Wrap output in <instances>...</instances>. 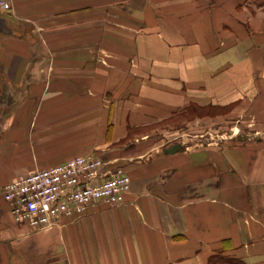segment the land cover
Instances as JSON below:
<instances>
[{
    "label": "crops",
    "instance_id": "1",
    "mask_svg": "<svg viewBox=\"0 0 264 264\" xmlns=\"http://www.w3.org/2000/svg\"><path fill=\"white\" fill-rule=\"evenodd\" d=\"M12 2L0 16V264H264V0ZM218 107L232 109L198 114ZM242 120L256 141L223 130ZM88 154L131 176L124 203L51 229L14 220L6 184Z\"/></svg>",
    "mask_w": 264,
    "mask_h": 264
},
{
    "label": "built area",
    "instance_id": "2",
    "mask_svg": "<svg viewBox=\"0 0 264 264\" xmlns=\"http://www.w3.org/2000/svg\"><path fill=\"white\" fill-rule=\"evenodd\" d=\"M11 2L0 0V16ZM105 165L96 155L75 156L6 184L4 199L18 223L33 230L60 226L64 217L78 218L100 201L124 203L131 176L122 168L103 171Z\"/></svg>",
    "mask_w": 264,
    "mask_h": 264
},
{
    "label": "rangeland",
    "instance_id": "3",
    "mask_svg": "<svg viewBox=\"0 0 264 264\" xmlns=\"http://www.w3.org/2000/svg\"><path fill=\"white\" fill-rule=\"evenodd\" d=\"M7 9H9V10H11L12 9V12H14L13 11V2H11L7 7H6V9L5 10H7ZM109 12H111V11H107V13H104V17L105 16H110L109 15ZM15 13V12H14ZM72 13H77V12H72ZM5 14H7V13H5ZM13 14V13H12ZM79 14H76L75 15V17L76 16H78ZM232 109V107H229V108H214V109H208V110H199L198 111V114L199 115H202V116H205L207 113H210V114H212V115H214V116H220V115H225V114H227V112H229L230 110ZM190 115H193V116H190ZM190 115L189 114H187L186 116H184V118H182V120H178L177 122H174V121H170V122H167L166 123V127H167V129H175V128H178V127H180L181 125H183V127H188V125L187 124H190L189 123V121L194 117V115H195V113H191L190 112ZM232 120H236V119H232ZM240 125V127H239V125ZM225 125H227L226 123H224V124H220L219 122L218 123H216V127H219V126H225ZM230 126L229 127H227V126H225V128H223V130L224 131H227L228 130V132H230V127L232 128L231 130H235L234 129V126L235 127H239V129L241 128L242 130H240L241 131V133H242V138H241V140H242V143H246V142H251V141H256L257 139L256 138H254L253 136H249V134H248V132L249 131H251V132H255L256 130L255 129H258L257 128V126H256V123L254 122V121H250V122H245V121H243L242 120V122L240 121V122H238V121H232V122H230V124H229ZM185 127V128H186ZM255 130V131H254ZM237 131H239V130H237ZM167 137H168V139L170 138V139H172V138H175V136H173V135H170V134H167ZM64 219H65V217L63 218V220H62V222L64 221Z\"/></svg>",
    "mask_w": 264,
    "mask_h": 264
},
{
    "label": "trees",
    "instance_id": "4",
    "mask_svg": "<svg viewBox=\"0 0 264 264\" xmlns=\"http://www.w3.org/2000/svg\"><path fill=\"white\" fill-rule=\"evenodd\" d=\"M219 257H220L219 259H220V261H222V263H227V262H231V261L238 262V260L236 258H230L228 256H223V255H219ZM214 258L217 259V257H215V256H214ZM240 264H242V263H240Z\"/></svg>",
    "mask_w": 264,
    "mask_h": 264
},
{
    "label": "water",
    "instance_id": "5",
    "mask_svg": "<svg viewBox=\"0 0 264 264\" xmlns=\"http://www.w3.org/2000/svg\"><path fill=\"white\" fill-rule=\"evenodd\" d=\"M2 22V19L0 17V23ZM180 148V144L179 143H175L173 144L172 146H170L168 149H167V152H175L177 151L178 149Z\"/></svg>",
    "mask_w": 264,
    "mask_h": 264
}]
</instances>
